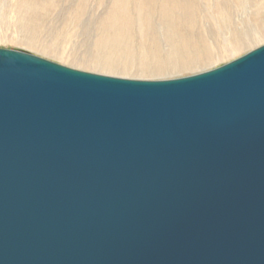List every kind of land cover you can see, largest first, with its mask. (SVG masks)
<instances>
[{
  "label": "water",
  "instance_id": "95a60500",
  "mask_svg": "<svg viewBox=\"0 0 264 264\" xmlns=\"http://www.w3.org/2000/svg\"><path fill=\"white\" fill-rule=\"evenodd\" d=\"M0 264H264V44L164 80L0 48Z\"/></svg>",
  "mask_w": 264,
  "mask_h": 264
},
{
  "label": "rangeland",
  "instance_id": "374dc122",
  "mask_svg": "<svg viewBox=\"0 0 264 264\" xmlns=\"http://www.w3.org/2000/svg\"><path fill=\"white\" fill-rule=\"evenodd\" d=\"M263 44L264 0H0V48L102 75L179 78Z\"/></svg>",
  "mask_w": 264,
  "mask_h": 264
},
{
  "label": "bare ground",
  "instance_id": "6f19581e",
  "mask_svg": "<svg viewBox=\"0 0 264 264\" xmlns=\"http://www.w3.org/2000/svg\"><path fill=\"white\" fill-rule=\"evenodd\" d=\"M177 65H178V64H177ZM155 66H156V65H155ZM172 66H173V65H172ZM158 67H159V65H157V68H158ZM153 68H155V67H153ZM157 68H156V70H158V69H159V68H158V69H157Z\"/></svg>",
  "mask_w": 264,
  "mask_h": 264
}]
</instances>
